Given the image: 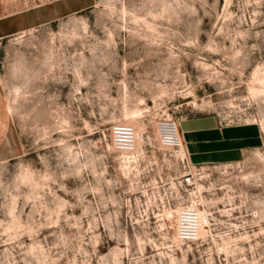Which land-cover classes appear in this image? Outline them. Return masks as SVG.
I'll use <instances>...</instances> for the list:
<instances>
[{"label": "rangeland", "instance_id": "obj_1", "mask_svg": "<svg viewBox=\"0 0 264 264\" xmlns=\"http://www.w3.org/2000/svg\"><path fill=\"white\" fill-rule=\"evenodd\" d=\"M199 115L262 137L189 186L157 128ZM0 264H264V0H0Z\"/></svg>", "mask_w": 264, "mask_h": 264}, {"label": "crops", "instance_id": "obj_2", "mask_svg": "<svg viewBox=\"0 0 264 264\" xmlns=\"http://www.w3.org/2000/svg\"><path fill=\"white\" fill-rule=\"evenodd\" d=\"M30 26L23 24L20 28ZM190 159L194 165L230 164L242 161L260 145L259 125L244 123L226 126L215 115H199L180 122Z\"/></svg>", "mask_w": 264, "mask_h": 264}, {"label": "built area", "instance_id": "obj_3", "mask_svg": "<svg viewBox=\"0 0 264 264\" xmlns=\"http://www.w3.org/2000/svg\"><path fill=\"white\" fill-rule=\"evenodd\" d=\"M180 122L164 119L158 123V137L161 146L169 150L183 168V182L192 185L203 166L194 165L186 147ZM111 142L115 151L120 154H133L136 151L138 131L127 123H115L111 127ZM211 224L210 213L194 204H183L176 214V235L180 241L191 242L198 239L202 230Z\"/></svg>", "mask_w": 264, "mask_h": 264}, {"label": "bare ground", "instance_id": "obj_4", "mask_svg": "<svg viewBox=\"0 0 264 264\" xmlns=\"http://www.w3.org/2000/svg\"><path fill=\"white\" fill-rule=\"evenodd\" d=\"M139 139H140V132H138V139H137V142H136V150H137V144L139 143Z\"/></svg>", "mask_w": 264, "mask_h": 264}]
</instances>
